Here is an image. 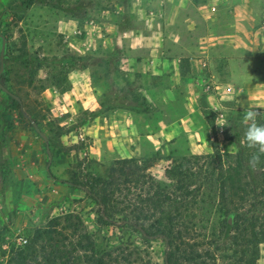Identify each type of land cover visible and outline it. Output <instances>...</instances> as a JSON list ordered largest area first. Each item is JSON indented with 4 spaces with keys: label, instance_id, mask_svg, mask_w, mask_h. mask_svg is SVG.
<instances>
[{
    "label": "rangeland",
    "instance_id": "374dc122",
    "mask_svg": "<svg viewBox=\"0 0 264 264\" xmlns=\"http://www.w3.org/2000/svg\"><path fill=\"white\" fill-rule=\"evenodd\" d=\"M51 2L0 0L1 30L9 35L12 44V54L6 64L8 79L1 83L18 94L26 113L23 117L0 89V114H4L11 125L6 130L8 162L5 167L0 166V230L9 227L7 239L13 242L29 238L32 231L46 225L51 217L67 212L83 215L89 232L100 237L116 236L118 232L114 228L102 231L95 226L97 206L70 183L75 176L81 180L102 176L105 167L116 159L146 157L152 165L149 171L159 180L166 181V169L171 160L213 153V131L222 152L237 151L233 124L219 109L212 110L206 104L201 106V112L210 127V136L202 134L203 130L194 137L186 132L182 119L172 115L184 109L182 101L175 102L176 109L172 111L159 108L164 105L162 103L155 105L146 100L149 106L146 113L120 109L117 121L107 116L109 126L116 132L109 139L117 140L108 144V137L104 136L106 125H92L95 117L80 103L73 102L69 105L71 109L62 107L59 93L70 89L72 71L87 65L93 74V89L99 104L104 103L106 107L117 103L131 104L128 92L120 94L116 90L125 85L122 75L131 77L124 71L107 74L113 65L111 54L117 52L120 65H132L130 42L121 40V31L126 29L124 7L130 17H134L141 6L155 9L156 4L149 0H55L61 8L46 6ZM142 21H135L133 28L143 31ZM80 57L91 59L79 60ZM107 62L106 69L97 67ZM134 81L129 91L144 97L149 79L136 78ZM226 106L232 108L229 102ZM115 111H108V114ZM243 116L235 111L232 120L248 125ZM261 119L264 120L262 115ZM33 122L52 142L55 153H52L50 171L57 180L47 171L46 144ZM69 148L74 150L65 154ZM155 154L157 156H153ZM209 226L205 220L199 224L191 243L200 248L203 262L214 264L209 256L212 246L209 241L213 239H210ZM133 239L139 245L146 243L137 234ZM145 248L153 264H163L165 245L162 241L145 244ZM260 248L258 264H264V244Z\"/></svg>",
    "mask_w": 264,
    "mask_h": 264
},
{
    "label": "trees",
    "instance_id": "16d2710c",
    "mask_svg": "<svg viewBox=\"0 0 264 264\" xmlns=\"http://www.w3.org/2000/svg\"><path fill=\"white\" fill-rule=\"evenodd\" d=\"M46 6L61 8L55 0ZM124 10L126 29H122V33L135 30V21L125 7ZM1 26L0 21V33L5 36L7 44L0 82L8 79L6 64L12 54L9 35L1 30ZM1 51L0 38V58ZM111 57L113 65L107 74L122 73L117 52ZM107 66L108 62L97 65L102 69ZM83 69L90 70V67L85 65ZM122 76L125 85L116 90L120 94L128 92L131 104L117 103L106 107L100 103L101 110L90 113L92 116L116 109L137 113L149 111L146 97L129 91L136 81ZM6 89L12 93H6L9 104L16 105L24 117L22 100L15 99L13 94H18ZM259 115L256 122L264 124ZM230 123L237 144L235 153L222 152L213 131V153L171 160L166 169V181L159 180L149 171L152 165L146 157L114 160L105 167L102 176L94 175L88 180L75 176L70 181L72 188L83 191L86 199L97 206L95 226L102 231L114 228L118 232L116 236L100 237L89 232L86 219L75 212L51 217L46 225L19 242L7 239L10 231L6 226L0 230V264H153L145 244L157 241L165 245L163 264H206L200 248L191 243L198 233L197 227L204 220L210 223L212 231L209 256L214 264H258L260 247L264 244V153L248 146L243 130L249 125H240L233 120ZM10 128L9 121L0 114L1 167L8 162L6 130ZM45 137L51 152L55 153L50 138ZM45 137H41L44 142ZM73 150L69 148L64 153ZM255 155H259V162L253 169L249 161ZM47 171L54 179L50 168ZM3 174L6 177L5 171ZM136 234L146 243L139 245L133 239Z\"/></svg>",
    "mask_w": 264,
    "mask_h": 264
},
{
    "label": "crops",
    "instance_id": "0c3cea01",
    "mask_svg": "<svg viewBox=\"0 0 264 264\" xmlns=\"http://www.w3.org/2000/svg\"><path fill=\"white\" fill-rule=\"evenodd\" d=\"M149 2L156 4L155 9L141 6L132 17L143 20L145 29L121 36L122 41L129 40L133 59L132 65L120 67L133 81L149 79L144 88L146 99L172 111L176 109L173 104L182 101L184 109L172 115L182 119L186 132L193 137L201 130L210 136L201 112L205 104L219 109L229 120L235 111L244 115L249 110L264 118V0ZM70 81V89L59 93L62 107L71 109L69 105L76 102L90 113L99 112L90 71L76 69ZM228 102L232 108L226 106ZM121 110L101 113L91 122L106 125L108 144L117 140L109 139L116 132L107 116L117 121Z\"/></svg>",
    "mask_w": 264,
    "mask_h": 264
},
{
    "label": "clouds",
    "instance_id": "9594fccd",
    "mask_svg": "<svg viewBox=\"0 0 264 264\" xmlns=\"http://www.w3.org/2000/svg\"><path fill=\"white\" fill-rule=\"evenodd\" d=\"M259 113L255 110L247 111L243 119L245 121L251 122L246 129L245 139L250 148H255L259 153H264V124H258L256 118ZM259 162V155H255L249 161V166L255 168Z\"/></svg>",
    "mask_w": 264,
    "mask_h": 264
},
{
    "label": "water",
    "instance_id": "95a60500",
    "mask_svg": "<svg viewBox=\"0 0 264 264\" xmlns=\"http://www.w3.org/2000/svg\"><path fill=\"white\" fill-rule=\"evenodd\" d=\"M0 38L2 39V51H1V58H0V61H1V66H0V76L2 75V73L4 72V69H5V61H4V53H5V49H6V44H7V41H6V38L3 34L0 33ZM0 88L7 94H12L10 91H8V89H6V87H4L2 85V83L0 82ZM13 96L15 97V99H17L18 101H21V99L14 95ZM33 127L35 128V130L37 131V133L43 138L45 137V135L39 130L37 124L35 122L32 123ZM45 143H46V151H47V154L49 156V163H48V167L47 168H50L51 166V163H52V159H53V156H52V152H51V149H50V146H49V143H48V140L46 139L45 137Z\"/></svg>",
    "mask_w": 264,
    "mask_h": 264
}]
</instances>
